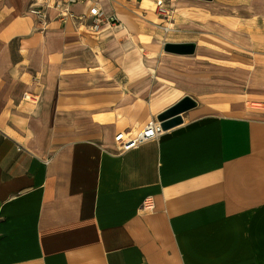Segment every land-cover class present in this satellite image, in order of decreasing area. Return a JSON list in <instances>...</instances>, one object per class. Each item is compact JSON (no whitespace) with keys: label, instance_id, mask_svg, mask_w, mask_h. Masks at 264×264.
Returning a JSON list of instances; mask_svg holds the SVG:
<instances>
[{"label":"crops","instance_id":"1","mask_svg":"<svg viewBox=\"0 0 264 264\" xmlns=\"http://www.w3.org/2000/svg\"><path fill=\"white\" fill-rule=\"evenodd\" d=\"M123 1L102 0L117 23L93 31L61 23L52 9L43 26L25 11L39 0H0V264H264V117L190 109L157 139L117 152L118 132L135 134L188 95L140 99L133 112L126 100L122 114L100 109L116 90L107 66L106 78L94 80L92 68L70 59L72 49L98 60L99 43L129 35L130 51L112 56L131 82H150L154 55L138 43L145 34L134 13L154 2L129 0L139 3L134 11ZM181 4L165 1L178 18L188 9ZM170 22L162 28L172 30ZM180 42L196 50L195 40ZM67 72L89 81L61 80ZM25 91L39 93L38 102L23 101ZM52 114L60 123L46 125Z\"/></svg>","mask_w":264,"mask_h":264},{"label":"rangeland","instance_id":"2","mask_svg":"<svg viewBox=\"0 0 264 264\" xmlns=\"http://www.w3.org/2000/svg\"><path fill=\"white\" fill-rule=\"evenodd\" d=\"M175 1H181V6L188 8L185 12L181 11V17L185 20L175 16V8L174 14L169 11V16L174 15L173 19L164 18L152 2L148 10L134 13L137 25L143 28L145 34L138 43L154 55L151 72L148 74L150 82L145 85L131 82L120 68V56H112L115 48L125 46L130 51L129 35L122 37L113 46L99 43V61L93 50H90L87 57H75V54H80L74 49L68 54L71 60L81 62L80 66L92 68L94 80L106 78L102 65L107 66L105 70L108 71L111 81L108 87L116 90L100 109H114L122 114L129 107L126 100L133 112L136 109L134 104L140 99L145 98L149 102L150 99L165 94L169 104L188 94L197 101V105L190 112L264 117V0H255L253 4L252 0ZM138 2L131 4L129 0H124L122 5L134 10L139 8ZM171 20L174 23L173 29L163 31V22L171 23ZM206 24L210 28L205 29L210 32L204 33L203 25ZM190 40H195L197 44L193 54L179 55L164 50L166 43ZM60 79L78 87L89 81L83 75L70 72L62 73ZM91 90L82 88L79 94ZM61 91L69 90L52 89V96ZM121 94H125L127 98L121 99ZM54 117L56 114L47 116L46 125L60 123ZM81 117V131L86 132L89 130L86 121L88 116L83 114ZM66 124L68 128H75L70 120ZM69 138L59 136L58 141Z\"/></svg>","mask_w":264,"mask_h":264},{"label":"built area","instance_id":"3","mask_svg":"<svg viewBox=\"0 0 264 264\" xmlns=\"http://www.w3.org/2000/svg\"><path fill=\"white\" fill-rule=\"evenodd\" d=\"M166 0H153L155 9L162 15L167 16L169 9L165 5ZM85 6L86 11L77 13L73 10V6ZM54 11V18L65 23L73 20L75 23L85 25L93 31H98L105 26L117 23V17L114 13H107L103 6L102 0H39V2L30 3L27 13L33 15L40 24L46 26L50 19L49 10ZM167 30L166 27H163ZM34 81H38L35 77ZM22 100L31 104H36L39 100V93L25 91L22 94ZM166 130L160 126V122L156 118L149 119L145 125L135 134L128 132H118L114 136L116 149L118 153H123L131 149L137 148L141 144L150 140L157 139Z\"/></svg>","mask_w":264,"mask_h":264},{"label":"water","instance_id":"4","mask_svg":"<svg viewBox=\"0 0 264 264\" xmlns=\"http://www.w3.org/2000/svg\"><path fill=\"white\" fill-rule=\"evenodd\" d=\"M166 52L190 55L195 51L194 42H181V43H166L164 46ZM197 105L196 100L189 96L184 95L171 106L167 107L156 115V120L160 122L163 130H169L183 122V114Z\"/></svg>","mask_w":264,"mask_h":264},{"label":"bare ground","instance_id":"5","mask_svg":"<svg viewBox=\"0 0 264 264\" xmlns=\"http://www.w3.org/2000/svg\"><path fill=\"white\" fill-rule=\"evenodd\" d=\"M142 4H143V3H142ZM119 29H121L120 32H124V28H123V27H120ZM141 51H143V50H141Z\"/></svg>","mask_w":264,"mask_h":264}]
</instances>
